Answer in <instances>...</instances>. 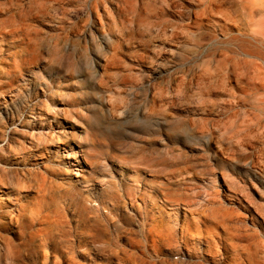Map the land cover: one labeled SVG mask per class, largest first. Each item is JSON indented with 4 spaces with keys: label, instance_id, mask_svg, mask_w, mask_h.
I'll return each mask as SVG.
<instances>
[{
    "label": "rangeland",
    "instance_id": "374dc122",
    "mask_svg": "<svg viewBox=\"0 0 264 264\" xmlns=\"http://www.w3.org/2000/svg\"><path fill=\"white\" fill-rule=\"evenodd\" d=\"M9 1L0 264H264V0Z\"/></svg>",
    "mask_w": 264,
    "mask_h": 264
},
{
    "label": "bare ground",
    "instance_id": "6f19581e",
    "mask_svg": "<svg viewBox=\"0 0 264 264\" xmlns=\"http://www.w3.org/2000/svg\"><path fill=\"white\" fill-rule=\"evenodd\" d=\"M7 2L9 3L10 1L9 0H7ZM250 148L252 149V146H250ZM261 152L262 151H260V154H261ZM263 153V152H262ZM259 155V154H258ZM263 157H264V154H263ZM259 158H260V156H259ZM246 162V165H248L249 167L250 166H252L253 164H254V157H252V156H248L247 158H246V160H245ZM252 167H250V169H251ZM248 173H247V175L248 176H250V177H255V178H257V180H258V183H259V185L261 186V188L263 189V192H264V173H262V174H259V173H256V172H250V170H248L247 171Z\"/></svg>",
    "mask_w": 264,
    "mask_h": 264
}]
</instances>
